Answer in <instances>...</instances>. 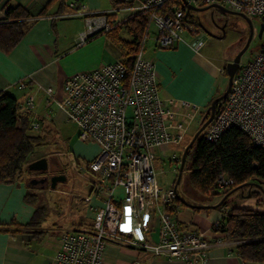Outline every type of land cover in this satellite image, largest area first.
<instances>
[{"label": "built area", "instance_id": "built-area-1", "mask_svg": "<svg viewBox=\"0 0 264 264\" xmlns=\"http://www.w3.org/2000/svg\"><path fill=\"white\" fill-rule=\"evenodd\" d=\"M110 2L146 17L145 32L130 66L116 59L66 76L59 96L51 86L44 90L46 107L55 104L65 119L75 124L79 140L97 145L86 169L93 175L90 194L100 197V203L92 208L90 227L62 231L58 250L45 264H102L108 241L186 264L202 262L212 244L229 238L219 220L212 223L208 233L180 225L175 216L182 204L178 192L173 183L160 186L154 170L155 160L169 144H177L188 129H183V119L189 126L199 109L193 102L182 100L175 105L172 98L160 97L155 62L144 51L151 23L155 25L153 41L158 48L168 49L181 42L199 54L209 36L195 26L182 0ZM187 2L198 7L218 4L249 18L256 16L263 24L261 44L252 57L239 62L225 98L216 104L202 134L206 140L215 141L226 128L236 126L253 144L264 147V0ZM64 7L67 11L62 15L83 19L77 46L115 26L109 12L88 10L84 0H64ZM20 86L25 83L20 82ZM33 105L31 95L21 103L22 110L31 113ZM30 125L40 129L37 116L32 117ZM232 184L223 173L215 179L219 189L227 190Z\"/></svg>", "mask_w": 264, "mask_h": 264}, {"label": "crops", "instance_id": "crops-1", "mask_svg": "<svg viewBox=\"0 0 264 264\" xmlns=\"http://www.w3.org/2000/svg\"><path fill=\"white\" fill-rule=\"evenodd\" d=\"M17 4L28 10L31 16L24 21L27 28L20 41L9 51L0 48V91L12 94L20 103L31 95L34 98L33 116L40 117L44 127H48L51 122L59 123L65 119V115L55 105L46 107L45 88L51 86L59 96L62 80L66 76L127 57L125 42L130 41L132 36L123 22L138 12L115 7L110 0H84L88 10L109 12L115 26L111 33L95 35L77 46L75 42L83 27V19L78 15H62L67 10L59 5L58 0H0V25L13 20L5 19L4 12L8 6ZM149 26L144 55L155 62L162 98H172L175 105L182 100L193 102L203 111L218 96L216 76L220 72L224 73L226 65L221 64L225 61L221 57L215 61L202 55L203 49L213 45V40L209 38L199 54L181 42L162 49L154 45L155 26L151 32ZM109 41L120 49L117 58L114 53H111L112 56L104 55ZM20 82H24L25 86H20ZM180 113H183L182 109ZM188 136L186 130L180 141L173 144L183 143L184 146ZM96 151L97 145L92 157ZM28 181L24 173L12 182L0 183V264H45L60 246V233L64 230L88 229L92 208L100 203L99 196L90 194L92 180L88 184L85 180L87 186L69 202L74 213L68 221L47 220L49 209L38 203L39 196L31 191L33 183ZM26 193L33 195L31 201L25 200ZM117 194L121 195L120 189ZM222 196L218 195L214 200L203 203L201 208L182 203L175 211L179 224L190 230L208 233L212 223L223 216L224 210V207L210 205L219 202ZM252 200L240 196L227 202V207L255 204ZM37 207L43 208L42 218L37 223L29 224ZM240 241L227 239L221 244H212L208 257L193 264H264L263 261L244 260L236 251ZM134 260H139L140 264H186L177 259L153 256L118 242L106 243L102 264H129Z\"/></svg>", "mask_w": 264, "mask_h": 264}, {"label": "trees", "instance_id": "trees-1", "mask_svg": "<svg viewBox=\"0 0 264 264\" xmlns=\"http://www.w3.org/2000/svg\"><path fill=\"white\" fill-rule=\"evenodd\" d=\"M58 2L64 7V0ZM4 15L5 19L13 20L0 25V48L9 51L24 35L27 28L24 21L31 14L17 4L8 6ZM123 25L132 38L125 42L127 57L120 60L130 66L145 32L146 17L141 12L133 14L123 22ZM113 29L106 34L111 33ZM32 117L31 112L22 110L21 103L15 96L0 91V183L12 182L29 170L27 157L43 137L32 129L30 125ZM203 117L205 120L208 116ZM38 119L42 120L40 117ZM41 127H44L43 123ZM185 161L188 166L186 184L198 196L211 195L210 191L215 188V179L220 173L226 174L233 181L230 188L222 192L223 194L245 182L264 183V147L253 144L236 126L226 128L215 141L206 140L201 131L188 148ZM251 187L255 186L245 185L242 189ZM248 192L249 196L255 194L250 190ZM228 197L229 195L216 206L224 207L223 216L218 219L222 231L229 239L241 240L236 245V251L244 260L264 262V210L236 204L227 207ZM24 198L31 201L33 195L26 193ZM42 214L43 208L37 207L29 224L37 223Z\"/></svg>", "mask_w": 264, "mask_h": 264}, {"label": "rangeland", "instance_id": "rangeland-1", "mask_svg": "<svg viewBox=\"0 0 264 264\" xmlns=\"http://www.w3.org/2000/svg\"><path fill=\"white\" fill-rule=\"evenodd\" d=\"M190 13V18L196 23L195 26L200 27V29L213 40V45L203 49L201 52L202 55H205L212 60L214 59L215 61H218L219 57H221L225 60L221 62V64H227L243 48L250 33V27L246 18L242 15L223 12L217 7L190 10ZM250 23L252 28V37L246 50L241 54L239 62L252 57L262 41L261 38L257 36L260 23L259 18L256 16L250 18ZM154 26L155 25L153 23L150 24V32L153 31L152 29ZM147 43L148 40L145 44ZM108 44L109 45L106 48L104 55L112 56L111 53H114L113 55L116 58L117 56H120V49L117 48V46L111 41H109ZM227 82L228 76L225 71L224 73L220 72L217 74L216 85L218 86V95L225 91ZM159 95L162 97L160 88ZM202 114L207 117L209 112L207 109L204 113L202 110H199V112H197L193 117L189 126L187 120L183 119V129L185 130L188 128L187 133L189 136L186 138V140L188 139L187 143L201 126L202 118H204ZM41 122L42 121H40V124L42 126ZM41 126L40 129L34 130V132L42 134L43 137L40 143L33 147V151L28 155L27 160L29 163L38 158L45 157L47 159V170L44 173L38 170H28L25 171L26 177L29 180V178H36L39 174L49 176L50 172L57 173V171L65 176V179L58 180L56 182V186L54 187H50L48 182H34L30 189L38 194V203L48 207L49 211L47 214V220L54 219L66 222L74 213L73 208L69 205V202L74 200L75 195L85 188L88 182L93 179V175L86 169V165L92 158V153L96 149V145L92 142L79 140L75 124L66 119L60 120L59 123L51 122L48 127L42 128ZM187 143L184 142L185 145ZM185 145L183 146V143L178 145L169 144L164 154L155 160V178L160 186H167L171 183L174 184L177 174L175 166H179L180 164L181 155ZM187 167V162L185 161L182 177L177 184V192L180 198L189 203H192L190 201H193L194 203L192 204L204 205L203 203L214 200L216 196L223 195L222 192L225 190L219 189L217 186L210 191L211 195L208 197L198 196L193 193L192 189L185 181ZM85 180L87 181V184L85 183ZM248 190H250L253 194L255 192V194L253 196H247ZM241 195L244 198H253L252 201L255 203H247L245 206L250 205L249 207L264 210V185L263 192L255 187H251L249 189L244 188L242 190L236 189L230 193L228 202L240 198Z\"/></svg>", "mask_w": 264, "mask_h": 264}, {"label": "water", "instance_id": "water-1", "mask_svg": "<svg viewBox=\"0 0 264 264\" xmlns=\"http://www.w3.org/2000/svg\"><path fill=\"white\" fill-rule=\"evenodd\" d=\"M182 2H183V5L186 7L187 10H201V9H205V8H208V7H217L218 9H220L223 12H230V13H236V14L242 15L243 17L246 18V20L248 22V25L250 27V33H249V35H248V37L246 39V42H245L243 48L234 56V58L231 61H229L225 65V72H226V74L228 76V82H227L225 91L222 94H220V95H218V96H216L215 98L212 99L211 103L209 104V106L207 108V111L209 112L208 117L205 120H204V118H202L201 126L197 129V131L194 133V135L192 136L190 141L185 145V147L183 149V152H182V155H181V159H180V164L178 166L176 178H175V181H174V189H175V191H177V184L179 183V181H180V179L182 177L187 150L192 145V143L195 141V139L199 136V134L204 129V127L212 120L214 112H215L216 104L220 100L225 98V96H226V94L228 92V89L230 87L233 74H234V72L237 69V66L239 64L240 56L246 50V48H247V46H248V44H249V42L251 40V37H252V28H251L250 18L248 16H246V15H244L242 13H238V12H234V11L228 10V9L224 8L223 6L218 5V4H209V5H206V6L198 7V6H193L192 4H189L187 2V0H182ZM262 29H263V24L259 23V28H258V32H257V36L259 38L261 37ZM27 168L29 170H38V171L44 172V171L47 170V159L45 157H41V158H38L36 160H33V161H31V162H29L27 164ZM42 179L45 180V181H48L50 187H54L56 185V182L58 180H64L65 176L62 175L61 173H51L49 176L44 175ZM245 185H250V186L253 185V186L257 187L261 192H263L264 183H261V182H245L243 184H240V185H237V186L233 187L230 191H228L225 194H223V196L219 200V202H217L214 205H210V206L211 207L218 206L220 203H222V201L228 195H230V193H232L236 189H241L242 190L243 186H245ZM247 196H249V192H248ZM177 198L183 204H185L187 206L199 207V208L204 206V205H196V204L189 203V202L185 201L184 199L180 198L178 193H177Z\"/></svg>", "mask_w": 264, "mask_h": 264}, {"label": "flooded vegetation", "instance_id": "flooded-vegetation-1", "mask_svg": "<svg viewBox=\"0 0 264 264\" xmlns=\"http://www.w3.org/2000/svg\"><path fill=\"white\" fill-rule=\"evenodd\" d=\"M44 174H39L37 175L36 178H31L30 179V182L34 183V182H42L44 181L42 178H43Z\"/></svg>", "mask_w": 264, "mask_h": 264}]
</instances>
